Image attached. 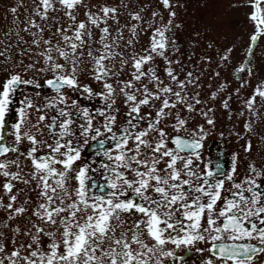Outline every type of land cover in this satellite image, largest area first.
I'll list each match as a JSON object with an SVG mask.
<instances>
[{
	"label": "snow or ice",
	"instance_id": "obj_1",
	"mask_svg": "<svg viewBox=\"0 0 264 264\" xmlns=\"http://www.w3.org/2000/svg\"><path fill=\"white\" fill-rule=\"evenodd\" d=\"M159 2L166 22L157 11L145 20L141 8L121 25L119 6L93 12L86 0H33L25 26L5 34L15 37L19 59L0 41V264H190L193 249L199 264H262L264 162L234 153L225 171L204 158L214 109L203 107L200 77L183 71L178 40L169 35L182 27L173 24L177 0ZM262 4L248 5L256 32L237 75L251 73L264 35ZM81 6L87 10L78 20ZM27 87L37 91L17 110L9 142L12 97ZM225 91L219 85L210 99ZM257 97L264 102V85L243 101L253 118L244 132L254 136ZM230 99L222 101L229 119ZM196 116L204 122L192 124ZM251 150L248 140L243 153Z\"/></svg>",
	"mask_w": 264,
	"mask_h": 264
},
{
	"label": "rangeland",
	"instance_id": "obj_2",
	"mask_svg": "<svg viewBox=\"0 0 264 264\" xmlns=\"http://www.w3.org/2000/svg\"><path fill=\"white\" fill-rule=\"evenodd\" d=\"M250 2L251 0H177V6L172 9L177 14L173 24L179 23L182 27L179 29L174 28L173 33H169V35H174V38L178 40L181 53L179 58L185 66L183 71L192 70L200 77L202 86L196 91H199L200 98L207 102L203 107L214 109V112L210 115L213 116L216 123L205 141V150L217 139H223V147L231 155L239 153L249 159L264 162V141L258 138L264 137V102L260 101L259 97L256 98V108L259 115L255 118L254 131L258 136L244 132L245 121L253 118L243 105V101L253 94L255 88L264 85V35H261L257 40L253 55L250 57V75L248 73L237 75V69L248 58L247 50L251 43L250 37L256 32L255 23L249 19L250 14L253 12V8L248 6ZM86 3L93 12L98 11L104 5L119 6L121 25L130 22L129 12L139 11L141 8H144L142 15L145 20L152 19L151 14L153 11L161 13L164 22L168 20V11L163 8L159 0H86ZM124 5H128V7H124ZM33 6V0H0V41L13 45L10 54L14 59H19L20 48L15 46L14 36L6 37L5 34L17 29V26L23 28L25 26L24 21L31 14ZM12 7L18 9L15 16L11 12ZM261 8H264V4L261 5ZM86 10L83 6L78 9V20L85 19L84 12ZM59 15L62 16L63 14L60 13ZM157 20H159V17H157ZM61 23H66V18ZM131 23H135V21H131ZM54 30L55 28H53ZM150 34L151 30L141 36L140 43L137 45L138 49L141 46H147ZM21 35L30 40L26 33L21 32ZM47 35L46 32L45 36ZM3 48L4 44H0V50H3ZM228 49H232V51L229 53ZM193 53L195 55H192ZM189 55H192L191 60L187 59ZM223 55H228L229 59L227 61L222 60ZM0 59H3V57H0ZM217 72H219V76L215 75ZM27 78H31V75ZM181 78H183V72H181ZM3 79L4 74H0V81ZM242 81L245 84L244 87H240ZM40 83L43 84L42 79ZM221 84L226 85V91L218 94L216 100H211V94L216 92ZM36 91V89L27 87L22 88L15 94L11 107L14 108L17 121V110L23 107L22 101L25 97H35ZM39 91L42 96L51 95L48 89H40ZM229 96H231L229 100L230 119L228 112L222 107V101ZM38 102L39 100H37ZM80 103L93 109L101 106L99 101H88L83 98H80ZM197 107L202 106L198 105ZM241 111L244 112L243 116L238 115ZM35 115L34 113L33 117ZM203 122L202 117L196 116L192 124ZM237 133L243 136V139ZM248 140H251L252 150L250 153L245 154L243 153V146ZM86 156L97 159L91 151H88ZM25 163L29 164L28 162ZM247 163L248 159H244L240 169L247 167ZM97 179H100L99 175H97ZM17 187H21V185H17ZM4 217L5 213L0 211V220ZM176 255L182 256L184 252L178 251ZM260 259L264 264V257ZM190 264H199V257L194 249Z\"/></svg>",
	"mask_w": 264,
	"mask_h": 264
},
{
	"label": "flooded vegetation",
	"instance_id": "obj_3",
	"mask_svg": "<svg viewBox=\"0 0 264 264\" xmlns=\"http://www.w3.org/2000/svg\"><path fill=\"white\" fill-rule=\"evenodd\" d=\"M14 97L15 96L12 97V100L14 99ZM12 104H13V102H12ZM34 118L35 117H33V119ZM6 120H7V124H8L7 131L9 133L7 139L9 140V142H11V139H12V136H11L12 127L11 126L14 123L18 122L16 115H15V112H14V108L11 107V112L9 115L6 116ZM223 145H224L223 139H217L216 142L207 146V149L204 151V153H205L204 158L206 160L210 158L213 162H216L217 160L220 161L224 165L225 171H228L231 167V164H232V155L224 149ZM28 163L30 164V162H28ZM14 170L15 169H13V171ZM2 183H3V178H0V184H2ZM0 194H2V188H0Z\"/></svg>",
	"mask_w": 264,
	"mask_h": 264
}]
</instances>
